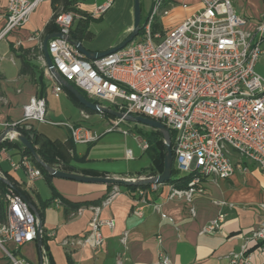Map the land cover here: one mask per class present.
Listing matches in <instances>:
<instances>
[{"label": "built area", "instance_id": "obj_1", "mask_svg": "<svg viewBox=\"0 0 264 264\" xmlns=\"http://www.w3.org/2000/svg\"><path fill=\"white\" fill-rule=\"evenodd\" d=\"M43 1L50 0H6L0 40L24 26ZM112 2L106 0L98 5L91 16L104 14ZM170 7V0H151V10L138 34L142 40L135 42L134 38L116 52L94 60H87L69 41L73 23L84 17L60 11L52 14L51 19L60 37L49 40L47 50L56 72L95 104L156 121L172 133L175 171L178 177L191 176V180L186 189L169 185L167 200L190 203L195 195L203 192L207 179L227 180L236 170L245 172L247 162L264 174V78L254 70L259 60L264 59V15L249 28L248 20L235 12L232 0H200V9L180 24L170 29L161 25L162 29L153 31L156 17H168ZM42 35V32H34L29 40L41 44ZM37 58L54 80L42 55ZM60 87L56 86L54 92ZM45 109V99L31 98L23 107L21 121L2 127L4 131L17 130V126L29 130L32 122L49 123L66 128L76 144L97 140V136L82 125L47 121ZM81 116L89 117L85 111ZM109 121L108 133L117 130L128 134L120 128L124 120L112 118ZM7 139L16 140V133H8L3 141ZM140 148L148 149L146 141L140 143ZM126 159H134L129 150ZM19 166L25 171L28 185L42 176L27 155H22ZM12 167L18 166L12 164ZM151 177L154 176L139 179ZM160 187L149 184L152 191ZM146 194V189L137 190V216H141L139 204L146 203ZM3 199L1 264H31L21 256L20 250L36 243L38 221L13 186L6 187ZM54 203L58 205L60 201L55 199ZM109 203L110 198H105L100 205L91 206L93 215L87 234L66 244L100 248V228L114 227L113 220L99 218L101 209ZM213 205L221 208L226 203L213 201ZM259 208L264 212V204ZM155 209L159 210V205H155ZM190 212L194 215L193 209ZM223 222L224 215L218 213L199 234L214 235ZM39 233L43 237V229ZM157 240L160 243L161 238ZM249 240H264V225L253 230ZM44 254V251L40 254V264H48ZM159 257L160 264H171L168 256L160 254ZM230 264L253 263L249 255L241 252L231 255Z\"/></svg>", "mask_w": 264, "mask_h": 264}, {"label": "crops", "instance_id": "obj_2", "mask_svg": "<svg viewBox=\"0 0 264 264\" xmlns=\"http://www.w3.org/2000/svg\"><path fill=\"white\" fill-rule=\"evenodd\" d=\"M72 1L80 12L91 17L88 33L80 41L88 51L100 53L110 50L129 35L134 20L133 0H113L104 14L95 16H91L95 8L106 0ZM170 1L168 21L162 25L166 29L175 27L200 9V0ZM232 5L237 15L248 20L249 28H253L264 15V0H232ZM52 14L50 1H43L24 26L0 40L1 133L4 131L3 124L21 121L23 107L31 98H39L43 87L47 121L82 125L96 135L97 140L90 144H76L66 128L32 122L30 125L37 136L34 149L39 151L38 157L42 162L47 160L54 169L86 177H149L147 171L152 154L140 148V143L145 141L140 136L141 132L137 135L108 133L110 118L95 112H87L89 117L84 119L81 116L83 110L50 78L37 58L39 55L43 57L41 44L44 38L56 33L45 32ZM5 17L6 0H0V31ZM93 23L106 29L108 36L105 43H86ZM34 32L43 33L41 44L29 40ZM56 86L60 87L57 93L54 92ZM120 126L124 127L125 123ZM5 141L13 147L0 150V172L5 178L9 177L20 191L27 193V199L39 217L42 215L44 244L42 242L41 247L36 243L28 244L20 250L21 256L31 264H40L42 251L48 264H160V254L168 256L171 264H230L231 255L241 252L249 255L253 264H264V240H249L250 233L264 225V212L259 208L264 204V174L252 163H245V172L236 170L227 180L207 179L203 192L195 195L190 203L167 200V184L161 185L158 191L148 187L146 203L139 204L141 216H137V189H130L129 186L113 185L109 191L110 185L107 184L76 182L50 175L48 178L42 175L28 185L25 171L19 166L24 147L17 140ZM130 146L138 155L136 160L126 159V151L133 154ZM145 153L148 157L142 161V154ZM12 164L18 167L14 169ZM105 196L110 198V203L101 209L99 218L113 220L114 227L100 228V248L66 244L87 234L93 213L91 206L74 210L63 201L84 203ZM55 199L60 201L58 205L54 203ZM213 201L226 205L218 208ZM155 205H159V210L155 209ZM192 209L194 215L190 212ZM218 213L224 215L220 230L214 235H200L202 227ZM157 237L161 238L160 243Z\"/></svg>", "mask_w": 264, "mask_h": 264}, {"label": "water", "instance_id": "obj_3", "mask_svg": "<svg viewBox=\"0 0 264 264\" xmlns=\"http://www.w3.org/2000/svg\"><path fill=\"white\" fill-rule=\"evenodd\" d=\"M133 26L129 33V35L116 47L104 51V52H91L85 49L80 41H70V43L77 48V50L85 56L87 60H94L100 57H104L106 55H109L111 53L116 52L117 50L125 47L127 44L133 41L135 37L138 36L140 31V21H141V10H140V0H133ZM60 37L59 33H55L51 35L50 37L44 38L41 44V50L43 53V58L46 64V67L51 74L54 81L60 85L62 88H64L67 92H69L71 95L74 96V98L79 102L80 105H82L84 108L98 113V114H107L110 115L113 118L116 119H122L126 122H132L141 124L144 126H147L157 132H159L163 137V143L165 146V156L163 161V172L160 175L151 177V178H145V179H136L134 181L126 180V179H120V178H98V177H86L82 175L72 174L60 171L58 169H54L45 163H43L38 155L36 154L34 148L32 147V144L30 142V139L19 133L16 129H7L3 131L0 134V144L3 142L4 138L8 133L15 132L16 133V140L31 153V157L48 173L50 176L58 178V179H64V180H71L76 182H83V183H102L107 185H115V186H132V185H149V184H158L163 185L165 184L172 176V166H173V152L171 148V140H170V134L169 131L160 123L146 119L140 116H132V115H125L119 112H116L114 110H111L107 107L99 106L95 103H92L87 98H85L79 90H77L73 85L66 82L55 70L51 58L49 56L48 50H47V44L48 41L51 38ZM33 136L31 135L30 138ZM0 182L4 183L6 186H12L11 183L4 177V175L0 172ZM22 200L26 203L28 208L31 210V212L35 215L38 225H37V239L36 244L38 247H41L42 245V237L40 236V230H42L43 224L42 221L36 212V209L32 205V203L22 194H20Z\"/></svg>", "mask_w": 264, "mask_h": 264}, {"label": "trees", "instance_id": "obj_4", "mask_svg": "<svg viewBox=\"0 0 264 264\" xmlns=\"http://www.w3.org/2000/svg\"><path fill=\"white\" fill-rule=\"evenodd\" d=\"M51 3V8H52V13L53 14H57L58 12L62 11L65 13L68 12H75L80 14L82 17H84V19L81 20H77L73 23L72 28L70 29V39L72 41H81L83 40L87 33H88V23L91 21V17H89L87 14L80 12L75 5V2L72 0H50ZM140 9H141V4H140ZM141 26H142V21H140V31L139 34L141 33ZM157 26H154L153 31L157 30ZM45 32L46 33H55L57 32V27L55 26V24L53 23V20H51L48 25L45 28ZM64 91H66L64 88H62ZM44 88L42 87V89L40 90L38 96L39 98H42L44 96ZM85 98H87L89 101H91L83 92L79 91ZM67 95L69 96V98L71 99V101H73V103L80 108L81 110L88 112L90 114H92L93 112L84 108L82 105L79 104V102L74 98L73 95H71L69 92H67ZM92 103H94L93 101H91ZM105 118H110L112 119L113 117H111L110 115L107 114H102ZM17 130L24 135L25 137H27L28 139H30V142L32 144V147L34 148L35 145L37 144V136L35 131L33 130L32 126L29 130H27L25 128V126H17L16 127ZM1 134V131H0ZM33 136L32 138H30V136ZM140 136L146 141V143L148 144V149L146 150L148 153L152 154L151 157V165L148 169V174L150 176H156V175H160L163 172V161H164V156H165V146L163 143V137L162 135L155 131V130H151L145 133H141ZM170 138H171V142L173 141V135L172 133H170ZM15 146H20L19 144H15ZM13 147V144L8 143L7 141H3L0 144V150L3 148H11ZM173 147L172 143H171V148ZM36 154H39V151H37L36 149H34ZM23 155H27L30 157L31 162L33 164L34 167H36L42 175H44L46 178L49 177V174L46 173V171L31 157V153L26 150L25 148H23ZM45 162L47 165L50 166V162L49 161H43ZM176 172L175 168L172 167V175L173 173ZM177 173V172H176ZM7 180L10 181L12 183V185L15 187L16 191L18 194H22L24 195L26 198L29 199V196L27 195L26 192L20 191V189L17 187V185L9 178L7 177ZM191 180V176H185V177H172L165 183L167 185H172L173 187L177 188V189H186L187 188V184L189 183V181ZM6 185L2 182H0V222L4 221L5 218V204H4V194L6 191ZM109 187V191L112 190L113 185L108 186ZM149 187V185H132L129 186L130 189L133 190H138V189H147ZM106 198L103 197L100 200H96V201H92V202H84V203H69L66 201H63V203L68 206L73 208L74 210H77L79 207L81 206H97L100 205L101 202ZM54 198L51 199V201ZM40 219L42 221V215L40 214ZM45 241V234L43 231V237H42V242L44 244Z\"/></svg>", "mask_w": 264, "mask_h": 264}, {"label": "rangeland", "instance_id": "obj_5", "mask_svg": "<svg viewBox=\"0 0 264 264\" xmlns=\"http://www.w3.org/2000/svg\"><path fill=\"white\" fill-rule=\"evenodd\" d=\"M140 4H141V9H140L141 10V21L143 23L145 20V17L149 14V12L151 10V0H140ZM167 21H168L167 17H165V18L164 17H156L155 24L158 28L162 29L161 25H164ZM107 36H108V34L106 32V29L103 28V26H100V25L93 23L90 26V36L88 38H86L85 41H86V43L93 42V43L103 44V43H105ZM141 40H142V37L140 35L135 37V39H134L135 42H140ZM254 70L257 74H259L260 76H262L264 78V59L259 60V62L256 64ZM103 104L105 106H108V104H106V103H103ZM124 123H125V126L124 127L120 126V128L127 130L130 135H137L139 132L145 133V132L153 130L147 126L137 124V123H131V122H124ZM114 132L118 133L117 130H115L111 133H114ZM130 148L132 149L133 154H134V159L136 160L138 155L135 153V150L133 149L132 146H130ZM142 156H143L142 161H144L146 159V157H148L147 153L142 154ZM177 176L178 175L176 172H174L172 175V177H174V178Z\"/></svg>", "mask_w": 264, "mask_h": 264}]
</instances>
